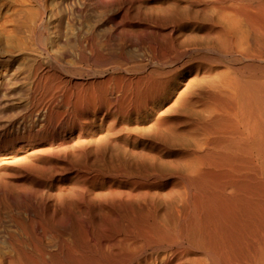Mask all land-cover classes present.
Masks as SVG:
<instances>
[{"label": "bare ground", "instance_id": "obj_1", "mask_svg": "<svg viewBox=\"0 0 264 264\" xmlns=\"http://www.w3.org/2000/svg\"><path fill=\"white\" fill-rule=\"evenodd\" d=\"M15 13L0 264H264V0Z\"/></svg>", "mask_w": 264, "mask_h": 264}, {"label": "rangeland", "instance_id": "obj_2", "mask_svg": "<svg viewBox=\"0 0 264 264\" xmlns=\"http://www.w3.org/2000/svg\"><path fill=\"white\" fill-rule=\"evenodd\" d=\"M22 2V0H0V28H2L3 27V32H4V29H5V27H4V22H5V26H6V28H11L12 26H14V23L16 24V22H15V11H17V9L19 8V5H20V3ZM17 3H19V4H17ZM30 3V0H28V4ZM16 7H17V9H16ZM32 8L33 9H36V7L34 8L33 6H32ZM31 7H30V9H32ZM12 13H11V12ZM11 13V14H10ZM14 13V14H13ZM14 16V17H13ZM12 19V17L14 18L13 20L14 21H12V22H10L11 21V19ZM8 19V20H5V19ZM4 19V20H3ZM10 19V20H9ZM3 21V22H2ZM7 22H9V23H7ZM1 23H2V27H1ZM10 23H13V24H10ZM9 24H10V26H9ZM8 26V27H7ZM1 30V29H0ZM1 31V33H0V38L2 37L3 38V35L4 36H6L5 34V32L3 33ZM2 35V36H1ZM0 39V40H2V41H5V39H7V37H4L3 39Z\"/></svg>", "mask_w": 264, "mask_h": 264}]
</instances>
